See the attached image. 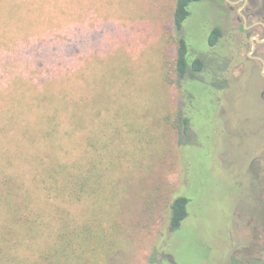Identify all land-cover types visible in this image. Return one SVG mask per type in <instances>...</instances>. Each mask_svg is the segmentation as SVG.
Returning a JSON list of instances; mask_svg holds the SVG:
<instances>
[{"label":"rangeland","instance_id":"rangeland-1","mask_svg":"<svg viewBox=\"0 0 264 264\" xmlns=\"http://www.w3.org/2000/svg\"><path fill=\"white\" fill-rule=\"evenodd\" d=\"M175 7L176 0H0V115L23 111L20 125L35 131L34 98L48 89L60 108L57 138L39 143L48 163L92 173L97 188L103 175L97 194L80 202L42 191L37 199L67 210L73 228L102 224L112 250L97 261L87 256L92 264H226L234 246L251 241L249 230L236 229L252 211L249 158L264 149L256 78H230L218 93L222 116L190 92L176 75ZM10 91L15 103L5 107ZM184 112L188 134L177 126ZM14 166L7 171H26L28 185L31 167ZM179 196L190 198L189 215L173 233Z\"/></svg>","mask_w":264,"mask_h":264},{"label":"trees","instance_id":"trees-1","mask_svg":"<svg viewBox=\"0 0 264 264\" xmlns=\"http://www.w3.org/2000/svg\"><path fill=\"white\" fill-rule=\"evenodd\" d=\"M194 1L198 0H176L174 23L179 33L176 61L178 81L187 76L191 65L196 69L204 68V63L200 60L191 62L187 42L181 34L190 15L188 7ZM45 85L55 86L56 81ZM48 91L45 89L44 94L34 98L37 103L34 106L38 111L30 115L36 116L33 128L35 131L29 128L31 122L20 125L23 111L12 113L13 110H7L9 112L5 116L0 115V264H92L94 259L90 261L87 256L93 255L92 258L96 259L95 255L105 256V253L112 250L107 232L98 221L73 228V220L67 210L57 207L54 209L52 204L48 209L44 204H38V191L49 198L61 197L71 203L73 200L80 202L92 193L97 194L95 191L100 189L103 177L99 172L97 188L92 173L84 172L80 177L72 171V164L55 161L48 163L39 143L42 139L44 143L52 141L60 132L59 123L56 122L60 108L53 103L55 95H49L46 93ZM4 98L2 99L7 101L5 107L11 102L15 103L11 91ZM209 103L211 108L213 103ZM5 107L2 108L3 111ZM45 123L47 126L43 128ZM177 123L178 131L188 134L190 121L185 112L179 113ZM14 160L31 167L28 185L25 181L28 176L26 171H7L14 166ZM14 168L17 169L15 166ZM189 205L190 198L186 196H179L172 202L171 232L181 230L189 215ZM53 225L55 227L52 229ZM98 227L101 229L100 234L96 230Z\"/></svg>","mask_w":264,"mask_h":264},{"label":"flooded vegetation","instance_id":"flooded-vegetation-1","mask_svg":"<svg viewBox=\"0 0 264 264\" xmlns=\"http://www.w3.org/2000/svg\"><path fill=\"white\" fill-rule=\"evenodd\" d=\"M188 10L182 38L191 62L200 60L204 68L191 65L184 78L187 89L212 101L211 109L222 116L219 91L230 88L232 78L250 75L256 78L255 92L264 103V0H198ZM202 42L211 50L208 57L198 52ZM230 72L233 77L228 78ZM198 75L202 77L197 79ZM197 108L201 109L193 107ZM249 169L252 211L244 220L238 211L235 216L244 223L237 232L249 230L251 241L234 246L226 264H264V149L250 156Z\"/></svg>","mask_w":264,"mask_h":264}]
</instances>
